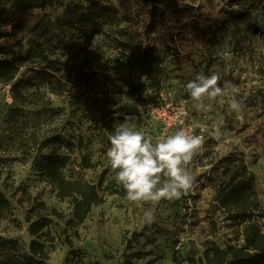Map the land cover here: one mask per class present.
Returning <instances> with one entry per match:
<instances>
[{"label":"rangeland","instance_id":"374dc122","mask_svg":"<svg viewBox=\"0 0 264 264\" xmlns=\"http://www.w3.org/2000/svg\"><path fill=\"white\" fill-rule=\"evenodd\" d=\"M177 1L191 5L203 15L198 24L207 40L200 45L192 63L182 64L172 53L155 54L153 61L161 85L153 90L152 98L164 105L182 107L187 112L183 126L167 130L140 110L139 94L131 95L130 89L152 88L136 63L137 44L131 42L133 50L118 48L119 41L128 40L120 38L112 25L101 27L88 48L83 40L76 43L72 51L78 55L75 65H81V73L75 72L70 80L56 74L54 87L24 106L23 116L17 121L10 117V87L0 82V190L11 201V211L0 224V237L19 242L15 251H0V264H12L28 252L33 239L28 231L29 218L50 221L53 240L46 243L49 264H122L125 255L139 250H152L154 254L135 260V264L151 259H157L156 264H175L174 255L184 259L191 248L202 256L212 244H243L242 229L230 228L220 214L216 216L218 234H209L208 210L225 157L244 161L253 173L255 195L262 206L257 215L264 219V4L237 17L240 12L228 7L226 0ZM138 25L122 23L121 28ZM34 66L37 64H26L21 71ZM212 73L221 77V88H225V82L235 87L226 88L223 97L204 99L203 107H199L185 86L198 75ZM78 91L96 103L78 102L74 95ZM232 98L242 100L240 110L231 109ZM127 113L136 115V130H143L153 143L181 129L188 133L192 129L195 134L213 124L220 127L221 136L215 139L205 132L202 150L187 165L193 187L180 199L156 204L153 223L144 220L145 211L153 207L150 203H134L106 193L105 204L95 207L83 225L75 226L71 223L70 202L57 198L54 184L38 171L42 157L53 154L60 158L68 175L96 185L103 182L105 186L115 174L106 156L108 137L114 134L113 125L123 123ZM46 139L51 143L43 148ZM84 155L98 164L96 169L81 168ZM135 232L155 235L157 242L146 245V239L141 238L128 251L126 241Z\"/></svg>","mask_w":264,"mask_h":264},{"label":"trees","instance_id":"16d2710c","mask_svg":"<svg viewBox=\"0 0 264 264\" xmlns=\"http://www.w3.org/2000/svg\"><path fill=\"white\" fill-rule=\"evenodd\" d=\"M114 1V2H113ZM228 7L238 6L234 10L237 17L246 16L262 7L264 0H226ZM248 14V13H247ZM200 15L191 5L177 0H0V82L10 87L13 99L11 115L15 120L23 116V107L34 102L43 91H49L57 82L59 74L70 80L75 72L81 73L75 65L78 55L72 49L79 40L86 48L92 36L100 32L101 27L112 25L120 38L118 48L134 49L131 42L137 44L136 63L144 72L152 89H159L161 82L158 68L153 58L157 52L174 54L180 63H192L200 45L207 36L199 27ZM122 23L138 27L121 28ZM153 42V43H151ZM35 63L22 72L26 64ZM143 91L130 89L135 95ZM78 102L86 100L90 104L94 99L80 91L74 94ZM139 95H137L139 97ZM126 116L136 117L133 113ZM134 122V121H133ZM51 141L46 139L42 147ZM82 169H96L87 155L82 157ZM56 188V196L61 201H69L73 207L71 223L83 225L95 207L106 202V193L126 197L122 185L114 179L115 174L103 186L96 185L82 177L68 175L60 158L44 155L38 169ZM262 208L255 195L254 175L244 161L227 159L221 167L220 178L215 185V195L208 210L210 236L219 232L217 214L230 228L242 229V242L224 246L210 245L202 256L191 248L187 257L179 260L174 255L175 264H264V229L259 223L257 212ZM11 211V201L0 190V224ZM28 231L33 238L28 252L18 257L12 264H49L50 252L47 242L53 240L50 221L44 218L28 219ZM141 238L146 245L157 242L155 235L135 232L127 243V250H133L132 244ZM19 242L0 237V251L17 250ZM153 251H134L125 255L122 264H135V260H144L153 256ZM157 259L145 264H156Z\"/></svg>","mask_w":264,"mask_h":264},{"label":"clouds","instance_id":"9594fccd","mask_svg":"<svg viewBox=\"0 0 264 264\" xmlns=\"http://www.w3.org/2000/svg\"><path fill=\"white\" fill-rule=\"evenodd\" d=\"M221 77L212 73L198 75L187 83L186 91L199 107L204 99L215 100L226 95V88L235 87L225 82L219 86ZM220 102H223L222 100ZM242 100L229 101L234 111L240 110ZM135 117L126 116L123 123L113 125L114 134L108 137L110 147L106 156L115 170L114 179L126 191V198L134 203H150L153 207L144 213V220L151 224L155 220L154 206L161 200H176L186 195L193 187V176L187 169L194 155L202 150L203 135H189L181 129L167 137H160L155 143L143 130H136ZM205 131L212 138L219 139L220 127L213 124Z\"/></svg>","mask_w":264,"mask_h":264},{"label":"built area","instance_id":"2783aa9c","mask_svg":"<svg viewBox=\"0 0 264 264\" xmlns=\"http://www.w3.org/2000/svg\"><path fill=\"white\" fill-rule=\"evenodd\" d=\"M233 9H239L238 6H234ZM153 90L149 89L140 93L137 101L139 102V108L141 111L146 112L151 121L158 122L161 125H164V128L169 130L174 126H183L185 125V118L187 117V112L182 111L181 108H174L171 105H164L162 102L155 101L153 96ZM9 100L11 97L9 96ZM11 102V101H10ZM154 124V123H153ZM205 128H201L198 133H193L192 129L188 133L189 135H203L206 141ZM259 223L262 225L264 229V219L257 218Z\"/></svg>","mask_w":264,"mask_h":264},{"label":"crops","instance_id":"0c3cea01","mask_svg":"<svg viewBox=\"0 0 264 264\" xmlns=\"http://www.w3.org/2000/svg\"><path fill=\"white\" fill-rule=\"evenodd\" d=\"M227 158L225 157V159H222L223 163H221V165L219 166L220 168L223 166L224 163H226ZM217 163H219V161H217ZM221 170V169H220Z\"/></svg>","mask_w":264,"mask_h":264}]
</instances>
